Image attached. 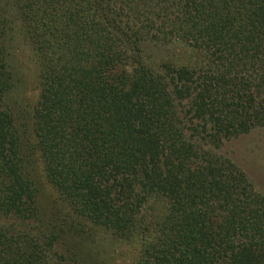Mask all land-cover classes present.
<instances>
[{
    "label": "trees",
    "instance_id": "1",
    "mask_svg": "<svg viewBox=\"0 0 264 264\" xmlns=\"http://www.w3.org/2000/svg\"><path fill=\"white\" fill-rule=\"evenodd\" d=\"M262 128L264 0H0V264H88L98 234L135 264H264V195L221 154Z\"/></svg>",
    "mask_w": 264,
    "mask_h": 264
},
{
    "label": "rangeland",
    "instance_id": "2",
    "mask_svg": "<svg viewBox=\"0 0 264 264\" xmlns=\"http://www.w3.org/2000/svg\"><path fill=\"white\" fill-rule=\"evenodd\" d=\"M16 51L13 54L14 64L20 73L27 75L30 81L27 84V101L33 109L38 99L37 68L32 58V51L28 44L17 36ZM145 57L149 63L165 61H180L190 63L194 61V51L181 45L167 44L145 46ZM221 154L229 157L249 177L257 192L264 195V128L258 129L228 142L221 150ZM47 199L52 200L53 192H47ZM42 206V205H41ZM43 211L49 210L45 200ZM158 213L162 212L163 204H157ZM88 242L85 243V245ZM92 246V247H91ZM88 264H135L140 247L136 243L116 240L107 234H98L95 242H89Z\"/></svg>",
    "mask_w": 264,
    "mask_h": 264
}]
</instances>
